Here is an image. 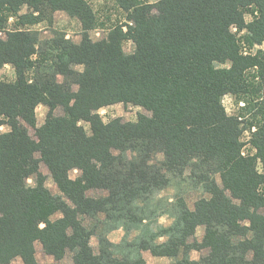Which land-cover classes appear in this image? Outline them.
I'll list each match as a JSON object with an SVG mask.
<instances>
[{"label":"trees","instance_id":"16d2710c","mask_svg":"<svg viewBox=\"0 0 264 264\" xmlns=\"http://www.w3.org/2000/svg\"><path fill=\"white\" fill-rule=\"evenodd\" d=\"M102 2L0 0V264H38L36 244L54 264H264V0ZM56 11L78 42L40 38ZM115 104L134 119L100 115Z\"/></svg>","mask_w":264,"mask_h":264},{"label":"rangeland","instance_id":"374dc122","mask_svg":"<svg viewBox=\"0 0 264 264\" xmlns=\"http://www.w3.org/2000/svg\"><path fill=\"white\" fill-rule=\"evenodd\" d=\"M149 4H155L158 0H147ZM93 2L95 4H102V0H93ZM26 9L23 8V10L20 13H25ZM245 21L249 22L250 20V16L248 17V15H245ZM49 22H42V23H38L37 25H33V28H36L38 31H40V38L43 39H50L52 37L50 30L56 31L61 35H64L65 39H70L71 41H73L74 43L79 41V26L76 24L75 20L69 18L64 12L61 11H56L53 16L52 19ZM90 36L91 38L95 41H101L106 34L101 30V29H97L94 31L90 32ZM254 50L253 52H259V50H261L262 52H264V43L258 44L256 43L254 45ZM124 50L125 52H130L132 50V45L130 43H127L124 45ZM79 69V68H78ZM13 79V70L10 66L5 65L4 67H2L0 69V80L3 81H11ZM59 80L61 81V78H59ZM222 104L225 108V111L227 114H233L237 111V106L234 103V99L227 95L223 98L222 100ZM239 106V105H238ZM47 112V108L43 105H39L34 109V117H35V121L37 123V125H41L44 121L45 115ZM133 112H135L134 109L131 108H124L121 104H115L113 106L107 107L105 109H102L100 111V115L102 117L105 116H109V118H121L124 121L127 120H133ZM59 113V112H58ZM0 130L6 131V127L2 126L0 128ZM29 134L32 135L33 131L29 130ZM40 171L42 174H44L46 176V181H45V186L47 187V189L53 193L56 194L57 193V189L55 184L53 183L52 179L49 176V173L47 171V169L40 164ZM75 174V173H72ZM28 184H33V180L29 179L27 181ZM90 195H94L97 196L99 194V192H90ZM173 194V192L171 190H167L161 193V195L163 197H170ZM200 192H195L193 195L190 196V198L188 199V205L189 207H192L193 203L200 198L201 196ZM58 215H56L55 217H57ZM91 221V220H90ZM89 220L85 221V223L87 224L88 227H91ZM159 224L163 225V226H167L170 224V219H168L166 216H162L161 218H159ZM93 223V222H92ZM106 229V227L102 224L98 225L96 232L99 233L102 230ZM96 234H93L90 237V247L93 249L94 252H98V236ZM124 235V232L121 228L112 230V231H108L105 234V237L112 243L114 244H118L120 243V241L122 240ZM203 235V229L202 228H197L196 232H195V236L198 240L201 239ZM134 234H132L133 238ZM35 249H36V261L38 264H54V260L51 256H47L45 255L39 244L35 245ZM142 256L146 262V264H170V261L168 258H155L153 256L150 255L149 252H142ZM192 259H198L200 254H198L197 252H192L190 254ZM62 264H73L72 263V259H71V255L66 254L65 257L61 260ZM10 264H22V262L20 261V259H15L14 261H12Z\"/></svg>","mask_w":264,"mask_h":264},{"label":"crops","instance_id":"0c3cea01","mask_svg":"<svg viewBox=\"0 0 264 264\" xmlns=\"http://www.w3.org/2000/svg\"><path fill=\"white\" fill-rule=\"evenodd\" d=\"M155 258H159V257H155ZM160 258H163V257H160Z\"/></svg>","mask_w":264,"mask_h":264}]
</instances>
